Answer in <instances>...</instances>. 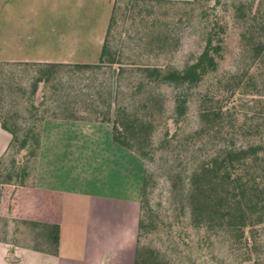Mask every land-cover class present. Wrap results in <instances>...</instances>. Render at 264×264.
Here are the masks:
<instances>
[{
    "label": "trees",
    "instance_id": "obj_1",
    "mask_svg": "<svg viewBox=\"0 0 264 264\" xmlns=\"http://www.w3.org/2000/svg\"><path fill=\"white\" fill-rule=\"evenodd\" d=\"M166 1L169 0H112L95 63L0 60V125L10 134L7 147L0 155V182L22 183L30 173L45 117L30 114L44 106L42 93L53 81L50 86L54 88L58 80L57 66L92 67L114 62L109 36L116 20L126 10L138 7L136 15L146 22L145 33L151 34L154 29L149 20L153 17L152 8ZM260 3L264 0H257L256 4L254 0H232L231 16L239 23L240 41L238 64L232 68L217 72L227 29L225 17L205 18L203 15H200L202 43L193 57L178 67L145 63L137 68L143 84L164 82L179 89L173 96L169 116L175 126L170 130L166 118L161 138L169 148L177 149V155L188 153L190 164L181 176L182 183L171 187L168 194L176 209L177 228L173 232L178 240L174 244L178 259L173 261L174 257L155 249L139 247L136 238L133 264H205L203 260H195L201 254L193 257L191 254L205 249L204 253L213 257L214 242L218 238L222 241L221 252L229 261L260 263L264 246V9L255 6ZM20 64L32 66L23 84L19 81L21 77L14 75L15 67ZM121 70L119 66L116 71L120 73ZM203 82H206L204 88L197 92L193 101L195 123L184 130L181 122L186 115L187 90ZM105 90L110 93L109 87ZM37 91H40L39 98ZM13 94L25 103L29 114L27 121L16 127L2 116ZM134 101L111 100L110 97L98 103L90 100L88 105L96 115L79 118L109 122L111 138L143 161L137 237L145 228L142 212L147 204L145 186L150 174L144 163L149 155L154 126L152 110L159 106L148 100ZM18 152L20 160L15 157ZM6 154L9 165L2 168ZM170 165L167 168L169 180L173 174ZM176 177L178 180V173ZM32 223L51 228L48 241L54 245V251L56 225ZM182 257H187V263Z\"/></svg>",
    "mask_w": 264,
    "mask_h": 264
},
{
    "label": "crops",
    "instance_id": "obj_2",
    "mask_svg": "<svg viewBox=\"0 0 264 264\" xmlns=\"http://www.w3.org/2000/svg\"><path fill=\"white\" fill-rule=\"evenodd\" d=\"M111 3L0 0V60L97 62ZM142 169L109 122L45 116L28 177L0 182V264H133Z\"/></svg>",
    "mask_w": 264,
    "mask_h": 264
},
{
    "label": "rangeland",
    "instance_id": "obj_3",
    "mask_svg": "<svg viewBox=\"0 0 264 264\" xmlns=\"http://www.w3.org/2000/svg\"><path fill=\"white\" fill-rule=\"evenodd\" d=\"M256 1L254 0V4ZM255 6L261 10L264 9V3ZM137 8L126 10L112 27L109 44L115 61L92 67H76L67 64L57 66L58 80L54 88L51 89L50 86L54 84V81L47 84L41 97L44 106H39L30 115L67 114L74 117H92L96 113L88 105L90 100L98 103L108 97L118 101L148 100L159 106V109L152 110L154 126L149 155L144 163L150 174L145 186L147 204L144 205L142 212L145 228L139 231L136 238L139 247L155 249L165 256L174 257L173 261H176L178 258L174 251V244L178 240L173 232V229L177 228L174 222L176 209L170 202L168 194L171 187L182 183L181 176L190 164V155L183 152L177 155V149L169 148L161 138V131L166 118V125L170 130L175 126L169 116L173 106V96L179 89L164 82L143 84L140 79V70L137 68L145 63L178 67L185 60L193 57L202 43L200 15H203L205 18L225 17L227 29L224 33L223 55L219 60L217 72L228 70L238 64L239 23L231 16L232 0H206L204 2L169 0L152 8L153 17L149 20H152L150 24L154 29L151 34H146L144 29L146 22L136 15ZM119 66L122 68L120 73L116 71ZM31 71L32 66L20 64L15 67L14 75L21 77L19 81L23 84ZM205 84L206 82H203L187 90L186 115L181 122L184 130L190 129L195 123L194 97L204 88ZM108 87L110 88L109 94L105 90ZM116 88H118L117 92ZM37 92L39 98L40 91ZM56 94V99L51 101ZM23 104L25 103L13 94L8 98L5 109L7 112L2 114L3 118L15 127L20 126L24 120L27 121L29 116ZM20 156V152L15 153L18 160ZM168 164L170 168L173 167L172 173L174 174L170 180L167 178ZM8 165L9 155L6 154L2 168ZM176 173H178V180ZM139 199H141V194H139ZM214 246L215 255L213 257L204 253L205 249L199 252L193 251L191 257L199 253L201 255L195 257L196 262L203 260L205 264H220L224 260L225 263L222 264H251L250 261H229L221 252L222 241L219 238L215 240ZM182 261L187 263V257H182ZM259 264H264V246L261 248Z\"/></svg>",
    "mask_w": 264,
    "mask_h": 264
}]
</instances>
